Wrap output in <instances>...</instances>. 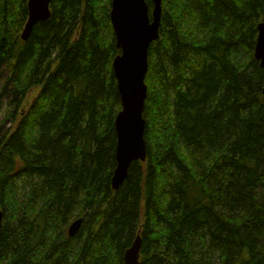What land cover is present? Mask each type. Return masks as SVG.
I'll use <instances>...</instances> for the list:
<instances>
[{
  "label": "trees",
  "instance_id": "obj_1",
  "mask_svg": "<svg viewBox=\"0 0 264 264\" xmlns=\"http://www.w3.org/2000/svg\"><path fill=\"white\" fill-rule=\"evenodd\" d=\"M111 5L52 0L23 40L28 0H0V264H125L138 233L141 264H264V0H162L118 189Z\"/></svg>",
  "mask_w": 264,
  "mask_h": 264
},
{
  "label": "water",
  "instance_id": "obj_2",
  "mask_svg": "<svg viewBox=\"0 0 264 264\" xmlns=\"http://www.w3.org/2000/svg\"><path fill=\"white\" fill-rule=\"evenodd\" d=\"M51 1L28 0L29 15L21 34L23 40H27L38 21L50 18ZM162 11V0H152V7L147 0H112L110 16L120 49V54L113 61V69L122 103L115 119L118 142L117 166L112 178L114 189L125 181L133 161H145L147 158L146 120L143 115L148 93L145 79L150 45L160 35ZM258 30L255 56L264 67V22L258 24ZM2 221L3 211L0 210V236ZM82 222L83 218L74 220L68 228L69 235L74 236ZM141 244L142 237L138 233L124 254L125 264H141Z\"/></svg>",
  "mask_w": 264,
  "mask_h": 264
},
{
  "label": "rangeland",
  "instance_id": "obj_3",
  "mask_svg": "<svg viewBox=\"0 0 264 264\" xmlns=\"http://www.w3.org/2000/svg\"><path fill=\"white\" fill-rule=\"evenodd\" d=\"M145 81H146V79H145ZM36 93V92H35ZM35 93L33 92V93H31V96H29V100L28 101H26V103L21 107V109H20V112L21 113H23L25 110H27L28 108H29V106H30V104H31V101H32V99L34 98V95H35ZM4 107L3 108H5V104L3 105ZM25 109V110H24ZM24 110V111H23ZM2 115H1V117H0V131H1V129H3L5 126H10V122L8 121V120H6V122H3L2 121Z\"/></svg>",
  "mask_w": 264,
  "mask_h": 264
}]
</instances>
